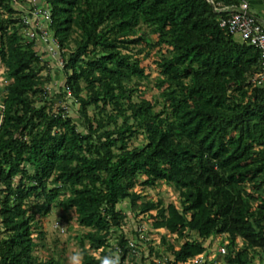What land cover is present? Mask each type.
Instances as JSON below:
<instances>
[{
	"label": "trees",
	"instance_id": "trees-1",
	"mask_svg": "<svg viewBox=\"0 0 264 264\" xmlns=\"http://www.w3.org/2000/svg\"><path fill=\"white\" fill-rule=\"evenodd\" d=\"M41 2L68 56L61 95L13 0H0V68L10 80L0 85V264H63L38 253L54 208L74 209L86 229L82 264H121L109 241L127 222L124 202L175 236H162L166 264L207 253L215 235L227 236L219 264L264 254V84L251 80L261 52L220 25L240 0ZM154 49L160 91L150 100L139 95ZM69 90L80 122L56 103ZM162 184L179 205L149 199ZM117 244L124 261L128 236Z\"/></svg>",
	"mask_w": 264,
	"mask_h": 264
},
{
	"label": "rangeland",
	"instance_id": "rangeland-1",
	"mask_svg": "<svg viewBox=\"0 0 264 264\" xmlns=\"http://www.w3.org/2000/svg\"><path fill=\"white\" fill-rule=\"evenodd\" d=\"M32 0H24L25 8L29 9L28 3ZM37 3L43 4L41 0H37ZM45 5V3H44ZM155 38V36H152ZM239 38V35H237ZM144 47L139 45L137 49ZM46 49V48H45ZM44 48L41 49L44 59L49 61L51 67L52 81L48 85L51 92L55 95H61V86L65 84V61L68 60V56L64 58L62 52L60 55H57V58H54L53 55L46 52ZM158 49L150 51V55L144 56L142 65L146 69L148 74V79L144 80L141 83V93L139 97H146L147 99H154L157 97L160 89L157 86V79L159 76V68L156 65V60L158 59ZM65 60V61H64ZM45 74L47 71L44 72ZM6 68L2 66L0 68V81H3L6 78ZM10 80L4 81V87L8 84ZM57 105L69 106L70 113L79 121L78 107L73 98L68 97L66 100L65 97H56ZM95 109L91 108L89 114L93 115ZM80 122V121H79ZM80 129L83 130L82 124L80 123ZM145 141L143 134H140L137 138L131 140L132 146H139ZM147 193H149V199L154 201H162L163 205H168L171 202L179 205V194L175 191L174 188L169 187L165 184L158 185L155 188H148ZM119 208H122L128 213L127 222L123 224L122 227L116 228L112 233V236L109 241V250L115 248L118 239L121 234L132 237L137 243V247L141 253L139 257H142L143 260L138 262H132L130 259V264H163L166 261V246L162 244V236L168 234L169 241H173V235L167 231V229H156L153 226V219L151 216H136L131 212L129 202H124L119 204ZM155 213V212H154ZM43 220V229L45 231L44 245H40L38 253L40 257L54 256L56 259H60V262L63 264H82V254L81 247L79 243V237L84 234L86 231L85 228L81 227L76 221V212L72 209L69 212H65L60 208H54L51 214ZM2 228L0 220V230ZM227 240L225 235H215L208 239V255L212 256L219 263L223 260L225 255L220 253V249L223 247V241ZM239 243L242 244V241L239 240ZM160 253L161 256H158ZM117 256L118 262L121 264H127V261H123L121 256ZM158 261H160L158 263ZM252 264H264V254L257 255L253 260Z\"/></svg>",
	"mask_w": 264,
	"mask_h": 264
},
{
	"label": "built area",
	"instance_id": "built-area-1",
	"mask_svg": "<svg viewBox=\"0 0 264 264\" xmlns=\"http://www.w3.org/2000/svg\"><path fill=\"white\" fill-rule=\"evenodd\" d=\"M13 4L21 13L23 23L25 24V34L29 40H36L38 42V49L41 51L42 48H46V52L57 58V55L62 52L59 40L54 35L50 29L52 22V13L48 5L39 4L37 0H32L28 3L29 9H26L24 0H13ZM224 10L230 12L229 16L223 18L220 25L227 29L230 33L234 35H239L242 41L255 46L261 52V62L262 69L257 73L251 80L255 84H264V22H262L258 17L250 12V3L248 0H240L237 6H226ZM42 54V53H41ZM57 54V55H56ZM43 57V55H42ZM44 58V57H43ZM7 76V75H6ZM9 80L8 77L0 81V85L4 87V81ZM7 85V84H6ZM71 90L68 91V97H71ZM69 110V106H63ZM5 105L3 100L0 99V125L3 119V111ZM129 248L130 253L126 256L124 261L130 264V255H135L137 257V262L142 258L138 250V245L134 238L129 237ZM226 243L220 249V253L226 255L228 253V248ZM122 249L116 243L114 248V254L121 256ZM160 261H158L159 263ZM167 260L163 263L166 264ZM138 264V263H137ZM162 264V263H161ZM178 264H219L218 261L207 253L200 254L193 260L185 263Z\"/></svg>",
	"mask_w": 264,
	"mask_h": 264
},
{
	"label": "crops",
	"instance_id": "crops-1",
	"mask_svg": "<svg viewBox=\"0 0 264 264\" xmlns=\"http://www.w3.org/2000/svg\"><path fill=\"white\" fill-rule=\"evenodd\" d=\"M250 12L264 22V0H248Z\"/></svg>",
	"mask_w": 264,
	"mask_h": 264
}]
</instances>
